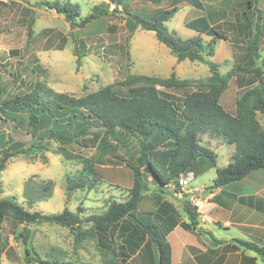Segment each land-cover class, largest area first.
Segmentation results:
<instances>
[{"label": "rangeland", "instance_id": "374dc122", "mask_svg": "<svg viewBox=\"0 0 264 264\" xmlns=\"http://www.w3.org/2000/svg\"><path fill=\"white\" fill-rule=\"evenodd\" d=\"M40 1L44 0H0V102L6 95H20L26 91L36 93L39 101L52 99L58 93L80 97L107 85L118 95L127 96L131 87L153 82L132 78V75L165 78L170 74L166 71L168 67L182 82L176 87L155 86L160 93L175 97L178 104L186 93L207 89L210 85L207 65L188 59L170 63L175 56L156 39L153 31L137 27L130 33L125 24L126 11L151 19L172 6L177 10L164 22L169 32L180 39L200 35L207 45L214 38L217 53L206 58L217 64L220 73L227 74L228 85L221 94L226 107L230 106L226 102L227 94L236 89L239 95L255 86L259 77L264 78V0H253L250 24L243 16L246 0H160L158 3L124 0L116 11L93 20L84 28L72 29L62 14L39 4ZM102 1L108 2L69 0L78 5L80 18ZM110 7H113L112 3ZM31 17L33 33L27 41L26 30ZM197 20L201 21L194 27L192 23ZM209 27L217 35H208ZM249 29L254 31L259 42L257 58L249 55L246 42V38L251 37ZM75 40L79 52L83 53L78 62L74 54ZM259 118L264 126V118L260 115ZM27 123L28 113L24 109L14 121L3 119L0 111V140L11 137L12 141L28 145L32 130ZM39 123L42 124L37 135L48 131L53 122L43 118ZM72 133L76 138L71 142L52 141L43 152L8 158L0 173V198H14L24 208L42 213H59L67 208L78 216V222L73 226L42 221L21 223L10 213L6 214L0 231L7 241H3L0 264H49L54 261L145 264V253H139L141 244L133 246L131 243L130 237H138L139 232L130 222L122 219L115 236L128 257L120 254L116 258L112 252L98 247L89 221V216L104 214L113 202L128 199L133 182L128 163L136 164L138 138L124 133H120L118 139L109 138L114 150L103 154L99 148L104 134L102 127L96 124L77 126ZM199 143L217 153L216 167L231 161L233 146L221 138L200 134ZM214 176L215 167L195 175L184 188L163 189L148 178L147 190L137 211L152 214L160 204L168 202L176 208L180 219L187 220L182 202L188 200L197 205L198 211L207 210L203 196L210 190L208 187ZM80 180L82 187L76 186ZM68 184L72 185L71 189H67ZM201 187V193L194 190ZM202 213L199 212V222ZM23 228L28 231L27 243L20 234ZM215 230L228 238H247L240 227H215ZM176 231L182 233L183 238L188 236L181 228ZM177 232L168 237L175 248L180 245L175 241ZM189 237L192 238L190 234ZM233 243L239 246L234 240ZM179 256L181 264H186L188 252L183 250ZM258 259V264H262L259 256Z\"/></svg>", "mask_w": 264, "mask_h": 264}, {"label": "trees", "instance_id": "16d2710c", "mask_svg": "<svg viewBox=\"0 0 264 264\" xmlns=\"http://www.w3.org/2000/svg\"><path fill=\"white\" fill-rule=\"evenodd\" d=\"M148 1L158 3L160 0ZM123 2L124 0L102 1L83 18L79 17L78 5L71 4L68 0L63 2L44 0L39 4L62 14L72 29L84 28L93 20L116 11L117 6H121ZM110 3L113 4L112 8ZM253 6V0H246L243 16L249 24ZM176 10V6L163 9L151 19L126 11L125 24L130 33L137 27L153 31L156 39L169 49L177 62L188 59L207 65L210 85L205 90L186 93L180 104L172 95L160 93L155 86L179 85L182 81L176 78L174 72L165 78L132 75V78L137 77L136 79L145 82L152 80L154 83L133 86L127 96L118 95L110 85H107L80 97L58 93L52 99L39 101L36 93L26 91L20 95H6L0 102V111L5 120L14 121L20 110H26L27 124L32 130L30 133L32 139L26 146L20 141H12L11 137L5 141L0 140V173L5 168L8 158L12 156L43 152L48 150L52 141H73L76 137L72 129L77 126L96 124L103 128L104 134L99 147L103 154L114 150L112 148L114 144L109 142V138L118 139L120 133L132 134L138 138L136 164L128 163L133 175L128 199L124 202H113L104 214L89 216V221L92 223L98 247L112 252L116 258L120 254L124 258L128 257L124 246L117 243L115 236L122 219L130 222L139 232L138 237L137 235L130 237L131 243L133 246L141 244L139 253H145V264H173L171 244L167 240V235L174 226L179 225L190 231L201 230L198 207L188 200L182 202L187 220L180 219L176 208L168 202L160 204L158 210L152 214H139L137 211L147 190L148 178L158 188L163 189L187 171L192 170L196 175L208 168L216 167V153L199 143L200 134L220 137L224 143L234 148L231 161L223 167L216 168V176L208 187L210 190L239 180L252 170L264 168V131L256 118L257 112L264 116V78L259 77L255 86L241 92L235 100V112H228L219 102L220 95L228 85L227 74L220 73L217 64L206 58L215 53L214 38L212 37L207 45L200 35L180 39L169 32L164 22L172 17ZM200 21H194L192 25L195 27ZM32 24L31 17L26 30L27 41L32 37ZM196 31L201 32L197 28ZM206 33L217 35L210 27ZM249 34L251 37L246 38L249 55L257 58L259 42L252 29H249ZM74 54L78 62L83 53L79 52L76 40ZM43 118H50L53 123H50L48 131L37 135L42 124L39 122ZM90 121L95 123H89ZM76 186L82 187L83 181L77 182ZM1 187L0 179V192ZM71 188L72 185L68 184L67 189ZM9 213L13 219L21 223L42 221L73 226L79 220L78 216L67 208L59 213H42L24 208L14 198H0V230L5 215ZM24 230L23 228L20 234L23 242L27 243L28 231ZM3 241H7V237H3L0 231V253L4 247ZM234 241L239 246L256 252L264 264V245L245 239ZM24 250L28 254V248L25 247ZM49 264L72 263L54 261Z\"/></svg>", "mask_w": 264, "mask_h": 264}, {"label": "crops", "instance_id": "0c3cea01", "mask_svg": "<svg viewBox=\"0 0 264 264\" xmlns=\"http://www.w3.org/2000/svg\"><path fill=\"white\" fill-rule=\"evenodd\" d=\"M183 12L184 14L187 13L186 11ZM215 53H217V50ZM172 62H176L175 57L174 59H170V63ZM170 70L169 67L168 69L166 68L167 73L171 74ZM236 91L234 89L227 94L226 102L230 104L229 107L225 106L222 95L219 98L220 104L230 113L235 112V100L238 96ZM259 115L263 118L264 116L259 112L256 113V118L264 131V126ZM216 168L219 167H215V176ZM190 171L195 177L194 171ZM201 173L203 172L196 175H200ZM194 190H198L201 193L203 189L201 187ZM203 197L208 207L205 211L199 209V212H203L202 214L206 216L205 220H200L199 222L201 230L190 231L177 225L167 235L168 240L169 235L177 232V228H181L188 233V236H185V238H183L182 233H175V241L180 242L177 248L168 240L171 244L172 263L181 264L180 259L182 258L179 255L183 250H186L189 255L186 264H258L259 255L257 256L256 252L233 243V236L232 238H228L227 236L217 234L215 227L217 229H229L234 226L243 228L247 238L242 239L255 241L264 245V168L252 170L239 180L209 190ZM189 234L192 238L189 237ZM239 247L240 249H238ZM261 263L263 264L262 260Z\"/></svg>", "mask_w": 264, "mask_h": 264}, {"label": "built area", "instance_id": "2783aa9c", "mask_svg": "<svg viewBox=\"0 0 264 264\" xmlns=\"http://www.w3.org/2000/svg\"><path fill=\"white\" fill-rule=\"evenodd\" d=\"M4 1H6V0H4ZM193 177H194L193 173L191 171H187L183 174H180L178 177H176L173 182H170L167 185V187L168 188H175L176 186H179L180 188H184L189 184V182L192 180ZM205 218H206V216L204 214L200 215V220H205Z\"/></svg>", "mask_w": 264, "mask_h": 264}]
</instances>
